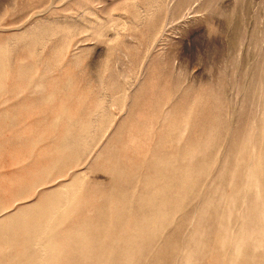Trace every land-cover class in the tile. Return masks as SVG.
<instances>
[{
    "label": "rangeland",
    "instance_id": "374dc122",
    "mask_svg": "<svg viewBox=\"0 0 264 264\" xmlns=\"http://www.w3.org/2000/svg\"><path fill=\"white\" fill-rule=\"evenodd\" d=\"M0 264H264V0H0Z\"/></svg>",
    "mask_w": 264,
    "mask_h": 264
},
{
    "label": "bare ground",
    "instance_id": "6f19581e",
    "mask_svg": "<svg viewBox=\"0 0 264 264\" xmlns=\"http://www.w3.org/2000/svg\"><path fill=\"white\" fill-rule=\"evenodd\" d=\"M182 1V0H181Z\"/></svg>",
    "mask_w": 264,
    "mask_h": 264
}]
</instances>
